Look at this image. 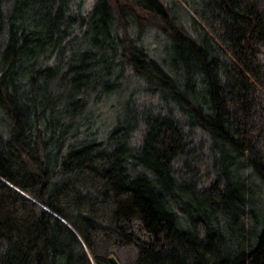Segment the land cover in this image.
Segmentation results:
<instances>
[{"label":"trees","instance_id":"1","mask_svg":"<svg viewBox=\"0 0 264 264\" xmlns=\"http://www.w3.org/2000/svg\"><path fill=\"white\" fill-rule=\"evenodd\" d=\"M110 256L264 264V0H0V264Z\"/></svg>","mask_w":264,"mask_h":264},{"label":"rangeland","instance_id":"2","mask_svg":"<svg viewBox=\"0 0 264 264\" xmlns=\"http://www.w3.org/2000/svg\"><path fill=\"white\" fill-rule=\"evenodd\" d=\"M179 15L181 16V19L183 21L188 20L187 15H185V13L182 12ZM150 34L151 35L148 34V36L145 37V43L148 45L149 50L151 49L152 53L159 55L161 53L160 51L162 48V44L159 40L157 41L154 38L153 33L150 32ZM149 104L153 106H156V105L163 106L162 111H165V112L170 110L173 113H175V110H176L175 106H173L172 104H168V103L164 104V102L159 100L157 96H152L149 93L145 92V90H143L139 81L126 80V83H123L122 87L120 88L119 95L113 96L109 102L100 105L102 107V111L99 112L97 116V120L99 119L100 121L105 120V122L110 123L112 121V117L113 116L116 117L117 114L123 110V108L130 110L132 107L136 105L149 106ZM195 137H196L197 143H194L192 146L193 152L200 153V154L203 151L206 152V150H204V146L201 145L202 140H205L203 135L198 133L196 134ZM186 162L189 165V169L186 170L184 174H186L187 177H190L191 171H192V167L190 166H193V163H191L192 165H190L189 159H187ZM183 170H184V167H183Z\"/></svg>","mask_w":264,"mask_h":264},{"label":"water","instance_id":"3","mask_svg":"<svg viewBox=\"0 0 264 264\" xmlns=\"http://www.w3.org/2000/svg\"><path fill=\"white\" fill-rule=\"evenodd\" d=\"M110 264H120L114 256L108 258Z\"/></svg>","mask_w":264,"mask_h":264}]
</instances>
